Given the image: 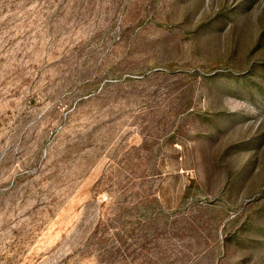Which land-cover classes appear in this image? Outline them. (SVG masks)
I'll return each instance as SVG.
<instances>
[{"label":"rangeland","instance_id":"rangeland-1","mask_svg":"<svg viewBox=\"0 0 264 264\" xmlns=\"http://www.w3.org/2000/svg\"><path fill=\"white\" fill-rule=\"evenodd\" d=\"M0 264H264V0H0Z\"/></svg>","mask_w":264,"mask_h":264}]
</instances>
